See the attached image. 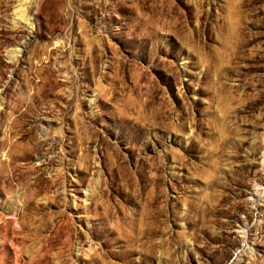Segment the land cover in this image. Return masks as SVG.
I'll use <instances>...</instances> for the list:
<instances>
[{
  "label": "rangeland",
  "instance_id": "obj_1",
  "mask_svg": "<svg viewBox=\"0 0 264 264\" xmlns=\"http://www.w3.org/2000/svg\"><path fill=\"white\" fill-rule=\"evenodd\" d=\"M0 264H264V0H0Z\"/></svg>",
  "mask_w": 264,
  "mask_h": 264
}]
</instances>
